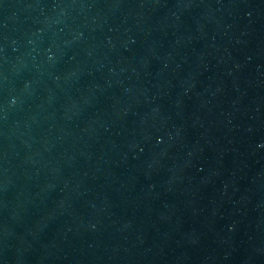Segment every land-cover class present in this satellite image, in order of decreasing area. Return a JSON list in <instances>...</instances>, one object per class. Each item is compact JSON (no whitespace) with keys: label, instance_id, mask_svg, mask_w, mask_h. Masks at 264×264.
I'll return each instance as SVG.
<instances>
[{"label":"water","instance_id":"1","mask_svg":"<svg viewBox=\"0 0 264 264\" xmlns=\"http://www.w3.org/2000/svg\"><path fill=\"white\" fill-rule=\"evenodd\" d=\"M0 264H264V0H0Z\"/></svg>","mask_w":264,"mask_h":264}]
</instances>
